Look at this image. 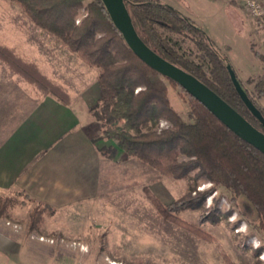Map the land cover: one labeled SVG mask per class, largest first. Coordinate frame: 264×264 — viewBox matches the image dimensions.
<instances>
[{
    "label": "trees",
    "instance_id": "obj_1",
    "mask_svg": "<svg viewBox=\"0 0 264 264\" xmlns=\"http://www.w3.org/2000/svg\"><path fill=\"white\" fill-rule=\"evenodd\" d=\"M8 1L17 4L41 30L62 41L87 66L98 69L101 98L90 112L97 120L110 117L120 127H104L103 135L94 140L95 143L113 140L127 158L138 159L167 178L185 180L197 171L198 177L223 186L236 197H245L255 208L258 228L264 234V154L227 128L178 83L162 76L136 56L113 23L102 0ZM123 2L139 36L152 50L198 78L255 127L258 124L264 133V125L251 113L235 87L233 76L244 89L233 66L203 29L178 9L160 0ZM83 10L87 16L77 24ZM175 36L190 39L202 54L201 61L184 53ZM256 55L264 61V56L258 52ZM31 66L34 69V65ZM37 72V76L31 74L28 79L40 95H52L67 102V90L40 70ZM170 87L181 89L189 97L191 122L183 119L172 106ZM255 90L259 99H263V79L256 83ZM244 91L248 95V91ZM252 101L264 117V108ZM162 120L170 126L163 130L145 131L149 124ZM101 153L113 158L116 148H103ZM147 192L165 220L204 241L213 242L209 234L178 216L183 210L199 208L211 191L197 198L189 195L169 205ZM28 204L35 205L29 216L30 231L41 229L57 211L24 193H15L0 199V218L10 215L14 208ZM208 221L217 223L212 215L201 219L200 224Z\"/></svg>",
    "mask_w": 264,
    "mask_h": 264
},
{
    "label": "crops",
    "instance_id": "obj_2",
    "mask_svg": "<svg viewBox=\"0 0 264 264\" xmlns=\"http://www.w3.org/2000/svg\"><path fill=\"white\" fill-rule=\"evenodd\" d=\"M160 1L192 19L214 41L225 35L228 29L225 7L230 9L234 13L232 22L246 34L252 55L255 23L238 1ZM214 2L221 3V14L210 8ZM22 18L18 6L15 8L9 1L0 0V197L24 193L54 207L56 215L50 220L55 225L56 217L76 218L79 213L97 210L103 197L117 193L119 179L128 181L135 176L134 169H140L143 174L144 168L131 160L135 158L121 163L125 154L115 141L94 142L102 123L90 112L101 98L97 70L31 21L23 27ZM262 37L261 34V43ZM217 45L225 50V46ZM252 57L248 75L243 78L231 62L242 81L260 74L263 69ZM38 70L67 90V102L52 95H40L28 79L31 74L37 76ZM261 104L264 107V100ZM110 147L116 148L113 158L101 153L103 148ZM45 227L40 232L46 235H54L58 228L56 225ZM0 228L1 264H87L88 260L97 264L100 261L101 256L93 253L82 255L81 262L73 257L57 259L51 246L40 242L36 233L29 238V233H16L5 222L0 223ZM105 261L115 262L108 256Z\"/></svg>",
    "mask_w": 264,
    "mask_h": 264
},
{
    "label": "rangeland",
    "instance_id": "obj_3",
    "mask_svg": "<svg viewBox=\"0 0 264 264\" xmlns=\"http://www.w3.org/2000/svg\"><path fill=\"white\" fill-rule=\"evenodd\" d=\"M235 1H238V4L247 11V0ZM11 4L15 8L18 6L14 3ZM209 6L221 14V3L214 2ZM19 9L21 10L20 7ZM21 12L23 13L22 10ZM86 16L87 13L83 10L78 18L79 24ZM233 17L234 13L225 7V22L228 29H225V35L216 37V42L211 39L220 50L221 55L227 58L229 55L228 60L231 59L230 63L235 65L241 78L248 75L250 63L253 61L252 56L260 62L263 67L260 74L244 81L236 74L244 89L248 91L251 100L263 107L261 101L264 98L259 99L255 90L256 83L264 80V61L256 55L258 52L264 56V37H262V43L260 41L263 30L251 17L255 23L251 37V55L248 38L243 30L237 29L236 23L232 22ZM8 19L10 18L8 17ZM20 20L23 21V27H27L30 21L24 13ZM10 24L13 25L14 22L10 21ZM34 26L36 25L34 24ZM175 38L179 40L184 53H187L192 59L201 61L202 54L190 39L179 36H175ZM55 40L59 44H64L58 39ZM216 43L222 47L225 46V50H221ZM93 69L99 72L98 69ZM250 80H254V82L250 83ZM169 99L178 114L187 122H191L189 97L181 89L170 87ZM99 121L102 123L96 139L103 135L104 127H120V124L110 117ZM162 121L166 122L168 126L162 128L160 121L149 124L145 131L163 130L170 126L167 121ZM256 127H259L258 124ZM127 159L130 158L125 156L121 163H126ZM131 160L141 164L144 168L143 174L140 169H134L135 176L133 178L128 181L119 179L117 193L111 197H103L101 206L93 212L79 213L76 218L73 216L56 217L54 222L58 228L55 229L54 235H46L40 231L45 225H47L45 228L55 227L50 219L56 214L48 218L41 229L29 230V216L35 207L34 204L14 208L10 211V215L0 218V223L5 222V225L16 233H29V238L33 236V233H36L34 235L38 236L40 242L51 246L52 253L57 259L73 257L77 260L79 258L81 262L82 255L93 253V255L101 256L97 264H107L105 256H108L110 260H115L112 263L107 261L109 264H264V261L260 260L261 253H264V234L258 228L255 208L245 197H236L223 186H217L204 177H198L197 171L193 172L188 179L175 180L164 177L157 170L138 159ZM147 190L149 195L155 196L165 205L172 204L189 195L197 198L200 194L211 191L199 208L183 210L178 216L209 234L213 238V242L204 241L165 220L155 208ZM11 195L13 194L1 196L0 199ZM208 200L212 202L211 207L206 206ZM212 215L217 220L216 224H212L210 221L200 224L201 219ZM233 215L236 216L235 220L231 219ZM123 223L125 225H120ZM245 225L247 234L239 231V228ZM0 232H2L1 228ZM253 237L262 242L261 248L251 247L250 241ZM85 263L93 264L94 262L88 260Z\"/></svg>",
    "mask_w": 264,
    "mask_h": 264
},
{
    "label": "water",
    "instance_id": "obj_4",
    "mask_svg": "<svg viewBox=\"0 0 264 264\" xmlns=\"http://www.w3.org/2000/svg\"><path fill=\"white\" fill-rule=\"evenodd\" d=\"M113 23L123 34L130 49L146 65L162 76L178 83L192 97L203 104L216 118L235 134L255 146L264 154V133L250 123L237 110L223 100L215 91L198 78L174 65L152 50L139 36L131 15L123 0H102ZM235 87L255 118L264 125V117L246 94L241 84L233 76Z\"/></svg>",
    "mask_w": 264,
    "mask_h": 264
},
{
    "label": "built area",
    "instance_id": "obj_5",
    "mask_svg": "<svg viewBox=\"0 0 264 264\" xmlns=\"http://www.w3.org/2000/svg\"><path fill=\"white\" fill-rule=\"evenodd\" d=\"M246 9L250 16L262 28L264 37V0H247Z\"/></svg>",
    "mask_w": 264,
    "mask_h": 264
},
{
    "label": "clouds",
    "instance_id": "obj_6",
    "mask_svg": "<svg viewBox=\"0 0 264 264\" xmlns=\"http://www.w3.org/2000/svg\"><path fill=\"white\" fill-rule=\"evenodd\" d=\"M76 23L79 24V20H77ZM167 126L168 125H167L166 122L161 121V127L162 128L167 127ZM211 204H212L211 200L206 201V206L211 207ZM231 219L235 220L236 216L233 215L231 217ZM239 231L240 232H244L245 234H247V226L246 225L242 226L241 228H239ZM250 244H251V247L254 248V249H259V248L262 247V242L260 240L256 239V238H254V237L251 239ZM260 260L264 261V253H261Z\"/></svg>",
    "mask_w": 264,
    "mask_h": 264
}]
</instances>
